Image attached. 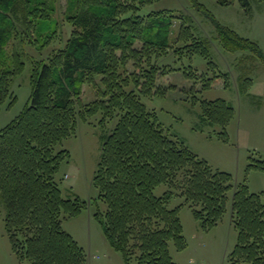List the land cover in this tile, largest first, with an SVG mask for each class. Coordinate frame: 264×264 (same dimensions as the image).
Masks as SVG:
<instances>
[{
    "label": "trees",
    "instance_id": "obj_1",
    "mask_svg": "<svg viewBox=\"0 0 264 264\" xmlns=\"http://www.w3.org/2000/svg\"><path fill=\"white\" fill-rule=\"evenodd\" d=\"M156 1L70 0L68 39L46 56L36 57L25 46L40 53L56 40L57 28L48 32L50 0H0V106L10 98L8 104L15 101L11 83L24 71L26 57L31 64L29 98L0 128V203L6 207L5 229L19 259L30 264L85 263V251L63 229L62 216H76L87 204L62 197L55 174L68 152H56L55 147L76 132L78 121L101 112L102 121L117 120L102 139L92 179L97 199L106 206L105 211L97 208L94 217L126 264H176L169 243L178 250L185 248L180 207L168 206L172 192L153 194L156 186L165 183L180 190L204 229L218 223L226 210L227 193L233 191L231 212L238 236L230 260L264 264L260 194L243 183L234 186L230 173L213 169L167 135L142 100L167 93L156 83L160 67L154 59L172 48L175 16L167 10H145ZM216 1L239 2L250 9L249 0ZM212 22L225 50L250 51L264 62V52L255 42L214 18ZM16 41L25 45L22 50ZM174 42L182 43L173 50L178 55L210 56V40L195 37L184 22ZM129 65L133 70H128ZM86 84L96 92L90 102L83 101ZM251 84L250 78H242L240 91L248 92ZM202 107L203 117L220 125L226 137L232 106L218 99ZM251 167L264 170V163Z\"/></svg>",
    "mask_w": 264,
    "mask_h": 264
},
{
    "label": "rangeland",
    "instance_id": "obj_2",
    "mask_svg": "<svg viewBox=\"0 0 264 264\" xmlns=\"http://www.w3.org/2000/svg\"><path fill=\"white\" fill-rule=\"evenodd\" d=\"M249 1V10L239 2L220 5L216 0H157L146 6V11L167 10L175 18L170 35L172 48L165 56L154 59V64L160 67L156 83L167 93L142 100L154 112L167 135L181 141L213 169L230 173L234 186L246 184L250 192L260 194L264 203V170L250 168L251 163H264V62L257 56L252 57L250 51L225 50L217 39L212 22L214 18L221 25L255 42L264 52V1ZM50 4L53 12L48 32L56 27V40L49 42L40 53L36 48L19 46L16 41L17 48L22 50L25 46L28 54L44 57L53 48L65 44L71 32V26L66 21L71 10L70 0H50ZM183 22L191 28L195 37L210 40L209 58L197 53H174L173 50L182 44L174 42V38ZM128 70H133L132 65ZM30 73L31 64L26 57L24 71L11 83L15 101L8 104L10 98L0 106V128L26 104L30 93ZM99 78L98 75L97 81ZM242 78L252 80L246 93L240 91ZM82 95L84 102L96 98L95 89L89 84L83 86ZM218 99L225 100L234 110L225 127L226 137L222 135L220 125L212 124L203 117V103ZM102 119V113L98 112L85 121H78L76 132L55 147L56 152H68L55 174L62 197L71 200L78 198L87 204L76 216H62V227L84 249V264H126L122 253L109 244L94 217L97 208L105 211L106 206L97 199L92 179L102 139L111 131L117 117ZM169 191L172 197L168 206L180 207L179 218L185 239L182 250H178L172 241L169 243L172 260L176 264H233L230 254L238 236L231 212L233 191L227 193L223 216L210 229H204L194 217L192 207L178 188L167 183L160 184L153 189V194L159 197ZM5 216L6 207L0 203V264H30L27 260L19 259L12 251L5 229Z\"/></svg>",
    "mask_w": 264,
    "mask_h": 264
}]
</instances>
